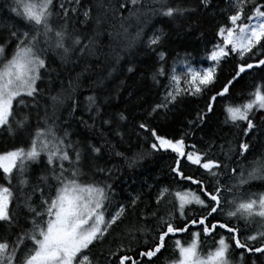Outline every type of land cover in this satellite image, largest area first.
<instances>
[{"label": "snow or ice", "instance_id": "1", "mask_svg": "<svg viewBox=\"0 0 264 264\" xmlns=\"http://www.w3.org/2000/svg\"><path fill=\"white\" fill-rule=\"evenodd\" d=\"M224 3V22L217 24L203 59L194 62L191 53L169 61L164 46L170 33L153 21L208 12L218 6L213 0H8L9 20H0V230L7 233L0 238V264H264V190H253L257 184L264 188V0ZM138 46L155 54L151 80L160 98L136 124L147 151L136 153L128 166L170 155L174 186L157 189L155 210H141L124 224L140 195L114 203L113 186L106 182L112 170L85 168L87 157L99 159L115 145L103 131V143L74 140L70 120L93 129L99 119L101 128L123 140V112H108L95 95L81 105L73 93L90 70L88 59L112 53L111 75L121 53L131 55ZM81 61L82 71L67 88L61 81L41 114V84L45 77L51 84L52 65ZM229 61L232 68L217 88V70ZM206 92L212 94L197 121L205 123L219 101L224 122L236 129V143L220 145L224 160L210 158L214 144L200 149L186 143L188 133L169 137L149 123L153 113L169 110L182 97ZM66 101L67 115L58 114ZM81 107L91 124L76 116ZM162 205L170 207L162 211ZM177 234H188L190 241ZM169 242L172 255L165 256ZM97 245L103 247L94 253Z\"/></svg>", "mask_w": 264, "mask_h": 264}, {"label": "trees", "instance_id": "2", "mask_svg": "<svg viewBox=\"0 0 264 264\" xmlns=\"http://www.w3.org/2000/svg\"><path fill=\"white\" fill-rule=\"evenodd\" d=\"M7 2L8 0H0V20L5 22L9 20L10 16L6 7ZM213 3L218 6H214L208 12L197 11L175 21L159 18L153 21L158 27H163L166 32L170 33L164 46L169 61L177 53L181 56L185 53H191L190 59H193L194 62L203 59L205 46L207 42L213 39L217 24L224 22V16L221 14V9L225 7L224 0H213ZM106 45L107 41H105V51L108 52ZM121 57L119 63L116 64V70L112 71L111 75L108 73L114 63L112 53L109 52L107 56H101L99 61L95 58L88 59L87 63L90 70L83 73L80 78V87L73 95L81 101V105L85 103V96L95 95L108 112L113 115L117 112H123L127 117L126 121L121 122L123 140L119 137H113L106 128H101L99 119H97L93 129L85 127L75 119L70 120V123L72 125L71 130L77 133L72 137L74 140L89 139L95 143H103L104 138L99 135L103 131L105 137L115 145V151L105 148L99 159L93 160L91 157H87L85 168L88 169L91 164H96L112 170L106 182L113 186L114 203H128L130 195H140L141 200L138 206L128 210L124 221V224H128L137 219L141 210H155L154 196L156 190L163 186H174V181L169 173V165L172 164V160L167 154L151 155L132 167L128 166L129 160L136 153L147 151L148 142L142 139L143 134L136 128V124L147 117L148 111L154 103L158 102L160 95L159 87L154 85L151 80L156 59L154 53L145 50L143 46H138L131 55L121 53ZM84 63L85 61H81L76 66L71 64L57 66V62V64L52 65L55 72L52 73L51 84L48 83L47 77L41 84L44 89V94L40 98L41 114L43 113V106L50 103L49 96L60 91L61 81H63V87L67 88L69 79L82 71ZM129 66H132L133 71L127 70ZM204 66H207V63ZM231 68V61L218 68L217 88L220 83L225 81ZM57 73L59 74L58 77ZM239 87L238 85L237 90ZM211 94V92H206L202 96H184L174 107L170 106L169 110L162 109L159 113H153V118H149V123L156 127L160 134L169 137H179L182 133H188L186 143L189 145L194 143L200 149H206L209 144H214L215 147L209 152L210 158L224 160L220 145L226 147L228 141L235 144L234 133L236 129L224 122L222 102L216 103L214 111L207 115L205 123L200 124L196 119L197 114L204 110L206 99ZM68 103L70 101H66L64 108L58 114L67 115ZM81 115L89 124L92 123L88 114L83 112L82 107L76 112L77 117ZM189 121H195V123L189 125ZM258 121L259 117H257ZM33 124H35V119H33ZM3 143L0 141V147H3ZM11 143L12 141L9 140L8 144ZM256 148L258 151L260 145L257 144ZM116 151L123 153V155L116 156ZM185 171L189 174H195L198 179L206 178V174L202 170L197 171L195 166H185ZM97 178L105 179L102 175ZM149 185L152 187L149 188ZM253 190H264V188L257 184ZM245 191L247 192V189ZM168 207L170 206L162 205L161 210L164 211ZM220 218L223 219V217ZM123 226L117 227L116 231H120ZM4 235L7 233L0 230V238ZM177 238H180L182 242L190 241L188 234H177ZM201 240L203 242V237ZM207 243H211V241ZM101 247L103 246L97 245L93 252H99ZM172 247V243L169 242V250L165 256L172 255ZM203 247L204 244L202 243Z\"/></svg>", "mask_w": 264, "mask_h": 264}]
</instances>
